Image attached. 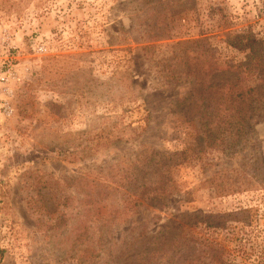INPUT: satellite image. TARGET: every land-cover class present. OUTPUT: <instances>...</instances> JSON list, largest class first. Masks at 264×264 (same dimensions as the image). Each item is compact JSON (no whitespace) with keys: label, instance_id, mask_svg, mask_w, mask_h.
Returning <instances> with one entry per match:
<instances>
[{"label":"rangeland","instance_id":"1","mask_svg":"<svg viewBox=\"0 0 264 264\" xmlns=\"http://www.w3.org/2000/svg\"><path fill=\"white\" fill-rule=\"evenodd\" d=\"M255 39L264 0H0V264H264V114L210 142L168 78Z\"/></svg>","mask_w":264,"mask_h":264},{"label":"trees","instance_id":"2","mask_svg":"<svg viewBox=\"0 0 264 264\" xmlns=\"http://www.w3.org/2000/svg\"><path fill=\"white\" fill-rule=\"evenodd\" d=\"M189 43L197 44L198 48L196 51L188 50L193 54V60L186 61L189 71L185 69L177 78L174 75L168 78L176 80L178 84L193 86L189 97L183 102L190 103L198 116L197 120L203 121L208 141L217 142L216 134L226 139L224 134H227L232 136L233 144H236L237 139L244 134L246 123L264 114V40L255 39L249 45L251 51L243 62L225 66L216 57V51L205 47L207 41L204 44L198 41L183 45ZM239 44L234 42L231 46L243 51ZM192 67H195V71ZM184 75L185 80L182 79ZM220 129L223 132L219 134ZM161 190L164 193V189ZM131 209L126 206L125 214H130Z\"/></svg>","mask_w":264,"mask_h":264},{"label":"built area","instance_id":"3","mask_svg":"<svg viewBox=\"0 0 264 264\" xmlns=\"http://www.w3.org/2000/svg\"><path fill=\"white\" fill-rule=\"evenodd\" d=\"M7 75L8 73H3L0 75V83L1 84H4V83H7ZM2 92V88L0 87V94Z\"/></svg>","mask_w":264,"mask_h":264}]
</instances>
